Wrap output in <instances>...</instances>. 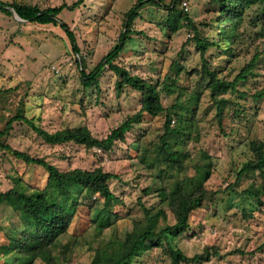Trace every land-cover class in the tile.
Segmentation results:
<instances>
[{
	"label": "rangeland",
	"instance_id": "1",
	"mask_svg": "<svg viewBox=\"0 0 264 264\" xmlns=\"http://www.w3.org/2000/svg\"><path fill=\"white\" fill-rule=\"evenodd\" d=\"M27 1L42 8L79 2L74 9L65 7L60 18L74 29L81 55L73 50L60 25L31 22L22 19L16 11L9 15L0 10V129L22 103L26 114L49 131L86 125L99 138L140 110L141 92L128 85L119 90L118 77L109 66L99 85L84 88L76 60L85 58L87 71H91L118 43L126 14L137 0ZM187 1V12L201 34L217 38L218 4L213 0ZM179 6L183 8L182 4ZM168 20L167 8L146 3L133 21L131 38L115 62L158 83L164 105L177 104L176 108L183 112L180 123L177 114L171 121L181 130L172 141L174 148L184 151L182 171L169 168L155 152L165 113L152 116L144 112L126 139L108 151L75 142L49 143L31 126L19 121L14 122L7 136L13 147L44 157L61 170L101 166L117 174L110 186L122 201L105 207L104 198L86 192L68 232L52 250L57 264H91L96 248L117 242L126 232L149 222L145 207L154 217L157 229L173 222L175 215L161 201L157 188H170L187 174L196 176L195 167L199 169L208 161L203 152L211 156L213 168L207 186L220 192L192 211L190 229L172 242L188 255L209 247L212 252L209 260L191 264H264V202L241 193L263 182L262 174L258 170L248 171L236 183L238 170L254 155L251 140H264V97L256 99L252 95L264 88V57L248 79L238 85L239 91L230 89L218 95L228 100L221 121L211 89L207 87L209 79L200 71L202 58L193 40V29L185 25L171 30ZM263 23L264 2H258L247 8L241 33L231 45L224 43L209 48L210 64L220 76L233 79L251 60L262 46ZM178 64L184 66L179 76ZM174 78L177 84L170 85L173 91L168 94L166 85ZM198 95L197 108L193 109ZM47 180L48 171L43 166L27 163L0 149V191L19 187L27 193H37L44 189ZM233 184L237 192L228 188ZM147 186H151L150 192H146ZM103 209L111 213L110 223L100 230L96 224L108 212ZM0 225V243L7 241L6 234L21 231L20 217L10 203L0 202ZM31 264L47 262L38 257ZM131 264H172V258L164 245H153Z\"/></svg>",
	"mask_w": 264,
	"mask_h": 264
},
{
	"label": "trees",
	"instance_id": "2",
	"mask_svg": "<svg viewBox=\"0 0 264 264\" xmlns=\"http://www.w3.org/2000/svg\"><path fill=\"white\" fill-rule=\"evenodd\" d=\"M182 1L137 0L126 14L125 28L118 43L91 71H87L85 58L78 57L76 59L80 66L81 81L84 88L99 85L100 77L103 75L106 66H109L118 77L117 87L119 90L124 85H128L141 92L142 107L140 110L128 116L120 125L113 128L107 136L102 138L95 136L86 125L69 126L49 131L40 124H36L34 119L26 114L24 103L18 107L6 121L5 126L0 129V149L10 152L27 163L41 165L48 171L47 184L40 192L27 193L19 187L0 191V202H7L13 205L20 217L22 226L20 232L12 235L6 234L7 241L0 243V262L2 264H31L38 257L45 259L47 264H57V258L53 255L52 250L55 246H58L61 237L68 232L80 204L84 203L81 198L85 197L86 192L98 194L104 198L105 207H108L113 202L122 201L121 197L110 186L111 179L117 177L114 172L107 171L101 166L91 169L75 167L61 170L44 157H36L13 147L7 141V136L13 128L14 122L19 121L28 124L49 143L75 142L88 148L98 147L108 151L112 150L118 141L126 139L127 133L140 120L144 112H148L152 116L165 113L166 120L163 125V132L159 137L155 152L168 166L170 165L169 168L177 167L178 171L183 170L184 162L182 158L184 151L174 148L172 141V138L177 133H181V130L178 126L175 127L171 124L174 114L178 115L177 118L180 123L183 118V112L176 108L177 104L172 106L164 105L158 83H153L138 74H133L126 66L115 62L123 51L127 40L131 38L130 33L133 30L131 27L133 21L137 17L139 10L146 3L151 2L169 10L167 24L171 30L179 29L185 25L193 29V40L202 58L200 71L209 79L207 87L211 89V95L217 104V115L222 121L228 100L218 95L230 89L239 91L238 85L248 79L249 75L255 71L254 69L260 59L264 57V23L261 29V35L263 36L262 46L255 51L251 60L241 68L233 79L228 80L220 76L219 71L211 66L207 52L212 46H222L224 43L231 45L241 33L240 28L244 22L247 8L258 2H264V0H213L219 6V14L216 19L218 26L217 38L201 34L197 23L194 22L187 10L180 8L179 5L182 4ZM78 3L75 2L71 5L63 3L42 8L39 4H32L27 0H12L10 2L0 0V10L9 15L16 11L22 19L27 21L60 25L65 30L73 50L81 55V49L78 46L74 29L68 22L60 18V13L65 7L74 9ZM177 67L176 72L179 76L184 70V66L178 64ZM186 73H189V71H186ZM177 81V78H174L172 83L166 85L168 94L173 91L170 85H175ZM252 95L256 99L264 97V88ZM199 97V95L196 97L193 109L197 108ZM251 149L254 155L246 160L238 170L236 183L240 182L246 172L252 170H258L264 180V140L259 138L252 139ZM203 153L208 161L199 169L195 167L196 176L187 174L182 180H176L170 188H157L160 190L161 201L166 202L175 215L173 222H169L157 229L154 217L150 214L149 208L145 207L149 222L135 230L126 232L125 237L117 242L110 241L96 248V255L91 264H131L135 257L141 255L153 245H164L171 255L172 264H191L197 261L209 260L212 255L209 247H206L203 252L188 255L172 242L184 231L190 229L192 211L203 206L206 200L220 192L218 189L214 190L207 186V181L212 174L213 168L210 160L211 156L207 152ZM162 171H165V168H162ZM228 188L237 192L234 184L229 185ZM150 190L151 186H147L146 192H150ZM241 193L255 196L260 203H263L264 181L259 183L256 188H245ZM102 211L108 210L103 209ZM104 213L106 216L100 218V223L97 222L96 224L100 230L103 225L110 223L111 213L109 211ZM95 217L97 218L98 214ZM95 220L93 218L94 222ZM65 248L67 247H63L64 250Z\"/></svg>",
	"mask_w": 264,
	"mask_h": 264
},
{
	"label": "built area",
	"instance_id": "3",
	"mask_svg": "<svg viewBox=\"0 0 264 264\" xmlns=\"http://www.w3.org/2000/svg\"><path fill=\"white\" fill-rule=\"evenodd\" d=\"M182 7L185 9V10H188L189 9V2L187 0H183L182 1Z\"/></svg>",
	"mask_w": 264,
	"mask_h": 264
}]
</instances>
